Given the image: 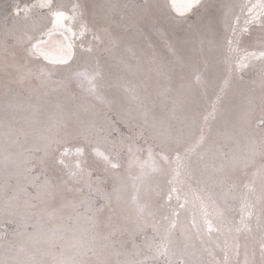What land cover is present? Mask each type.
I'll return each mask as SVG.
<instances>
[{
    "label": "snow or ice",
    "instance_id": "1",
    "mask_svg": "<svg viewBox=\"0 0 264 264\" xmlns=\"http://www.w3.org/2000/svg\"><path fill=\"white\" fill-rule=\"evenodd\" d=\"M168 7L178 20L165 13ZM235 7L218 5L216 0H182L181 3L171 0L170 6L159 0L133 3L33 0L23 6L18 3L6 6L5 10L11 9L9 16L29 20L39 15L51 27L40 30L38 36L26 33L24 38L8 33L13 44L9 46L5 41L0 55V112L3 113L0 124L5 128L0 168L5 171L16 167L10 154L11 147L18 144L12 127L16 113L30 109L29 123L42 122L41 108L47 101L39 96L33 101L34 89H25V85L32 79L47 83L54 73L43 67L34 71L29 67L34 59L68 66L74 59L77 41L80 51L88 57L97 51L114 54L123 46L136 59L135 51L127 44L135 41L152 49L149 32L160 37L166 52L158 56L153 51L143 66L139 62L135 66L126 64L127 70L138 74L140 79L138 83L125 81L120 86L122 94L117 96L109 97L103 90L105 72L99 58L91 68H78L71 73L69 80L75 82L80 96L70 93L76 101L70 110L57 105L59 111L49 117L55 122L56 134L42 137L43 155L36 157L30 153V158L24 160V172L17 173L12 195L0 191V198L5 205L18 201L21 195L25 198L26 225L31 221L34 233L24 234L32 239L43 220L63 219L58 216L60 209L76 207L75 202L55 207L63 192H75L81 195L80 203L87 204L86 211L91 213L86 217L91 224L90 234H73L69 238L50 230L44 237L48 248L34 245L29 251L21 246L16 250V258L5 257L0 259V264H264V0H245L238 5L240 14L234 12ZM241 15L243 26H240ZM220 24L225 31L231 29V35L223 42L219 37ZM253 25L260 31L257 44L233 63L239 37L249 33ZM169 30L175 34L173 42L169 40ZM57 32L64 43L54 55L47 49L45 37ZM17 46L24 47L21 60L14 51H9ZM222 64L227 74L220 77ZM256 64L260 66L258 96L246 89L242 76L243 70ZM238 74L240 83L234 96L244 98L243 118L251 128L259 130L260 136L249 139L242 152L227 153L219 147L214 135L220 137L224 129L235 127V105L228 97V90ZM66 87L70 88V83ZM25 90L29 93L27 97L23 96ZM209 91L214 98L201 110L200 98L207 99ZM98 106L109 111L122 110L126 132L109 124ZM114 132L117 138L113 137ZM241 134L249 135L244 129ZM257 157L261 159L259 166L255 163ZM36 164L40 173L33 175ZM133 168L139 170L135 176L131 175ZM122 169L132 181L133 190L127 198ZM193 169L210 173L213 183L221 189L220 200L224 204L229 200L239 201L238 219L226 220L211 194L207 197L194 194L198 211L191 212L187 224L180 223L181 211L186 210L189 201L179 185L183 183L181 177H190ZM97 170L102 175L93 180ZM237 171L243 173L242 183L230 175ZM157 174L171 175L170 187L159 205L161 209L167 208V212L159 219L151 205L140 197L141 187ZM109 175L113 181L111 193L102 187ZM173 200L177 202L175 208L171 207ZM128 224L135 225L137 231L151 226L152 234L145 236L142 244L133 245L131 251H124L116 238L126 231ZM254 228L258 237L253 236ZM177 230L184 238L183 245L176 240ZM213 233L226 234L224 244H216L221 258L206 243ZM193 240L199 241V249ZM20 254L23 259L19 258ZM204 254L210 259H204Z\"/></svg>",
    "mask_w": 264,
    "mask_h": 264
},
{
    "label": "rangeland",
    "instance_id": "2",
    "mask_svg": "<svg viewBox=\"0 0 264 264\" xmlns=\"http://www.w3.org/2000/svg\"><path fill=\"white\" fill-rule=\"evenodd\" d=\"M33 0H0V55L3 54V46L5 41L9 46L13 44V39L11 35H15L20 38H24L25 34H31L33 36H38L40 30H47L49 23L46 19L39 15H33L31 19L24 20L22 18H16L15 16H9L11 9L5 10L7 5L20 4L23 6L26 3H31ZM64 3H69L70 0H62ZM117 3H133L140 2V0H115ZM161 4L168 3V0H159ZM245 2L244 0H216L218 5L232 4L237 7L234 8L236 14H240L239 4ZM170 6V5H169ZM165 13H170L175 19H179L175 16L170 7L164 9ZM9 16L7 20L4 17ZM22 16V14H21ZM240 26H243V15H241ZM169 40L173 42L175 40V34L169 30ZM231 35V29L225 31L223 24L219 26V37L221 42L224 41L226 36ZM148 40L153 44L152 49H148L144 44H138L135 41H130L127 44L128 48L133 49L136 54V59H132V52L124 50V47L116 49L114 54H109L103 51H97L92 57L86 56L82 53L79 48V43L75 48L74 59L69 63L68 66L63 65H51L47 64L39 59H34L29 65L34 71L43 67L47 70L52 71V80L41 84L37 79H32L25 85V89L32 88L34 92L31 99L34 101L37 96L42 97L47 102L42 105L40 119L41 123H29L31 117V110L25 109L18 111L13 121V138L18 139V144L12 146L10 149V154L12 159L15 161L16 167H10L8 171L0 168V191H6L10 196L12 195V189L16 187L17 184V173L24 172V160L30 158L31 155L39 157L43 155V148L45 141L42 137L47 135H55L57 128L55 122L50 120L49 117L56 114L59 109L57 105H62L64 109L70 110L76 101H74L70 95L75 94L77 97L80 96V90L77 88L75 82H70L69 78L71 73L76 69L91 68L95 64L96 58H99L100 64L104 68L105 72V88L103 89L105 94L109 97L117 96L122 94L121 85L125 81L139 82L140 76L133 75L130 73L126 64H131L135 66L138 62L143 66L147 57L154 51L158 56H164L166 49L164 42L155 32H149L147 34ZM260 36L259 29L253 25L250 27V32L243 34L239 37V44L237 46L238 50L233 54V63L237 57H242L245 50H253V46L257 44L258 38ZM90 39V37H89ZM34 42V41H33ZM9 51H14L18 60H21L24 56V47L17 46L15 48H9ZM259 65L243 70L242 76L245 82L246 89L250 90L252 94L258 96L260 93V81L258 77ZM226 66L221 65L219 76L223 77L226 75ZM239 75L233 81L232 88L228 90V97L232 99L235 105V111L233 114V120L235 122V127H229L223 130V135L220 137H215L220 148L227 153H240L244 150V147L249 139H258L260 132L258 129H253L243 118L245 100L243 97L234 96L237 91L238 85L240 83ZM59 82V83H58ZM70 83V88L66 87ZM45 93L47 94L45 96ZM24 97L29 96L27 90L23 93ZM214 98L211 91H209L208 98H200L199 107L203 110L207 107L209 101ZM22 103L24 100L22 98ZM99 110L106 114L109 124L114 128L118 129L120 132H126L124 127L123 119L124 114L122 110H117L113 108L111 111L105 106H98ZM3 113L0 112V120H2ZM219 127V124L217 125ZM246 130L249 135H242L241 130ZM5 128L0 124V150L5 148ZM113 137L117 138L116 133H113ZM77 143V142H74ZM20 153H23L21 155ZM91 161V156L88 157ZM256 166L261 164L260 157L256 158ZM35 164V161H33ZM98 168V166H96ZM125 168H126V157H125ZM138 169L133 168L131 170V175L135 176L138 174ZM40 173V167L36 164L33 167V175ZM98 175H102L98 170L94 171L92 179L95 180ZM122 182L126 186L125 197L132 192V181L129 179L128 173L125 169L121 170ZM238 183H242L244 176L242 172L230 173ZM106 183L102 185L103 189L107 193L112 192L113 181L111 176H106ZM171 179L170 174L164 175H154L151 177L147 183L141 187L140 197L142 200L147 201L152 208V211L156 214V218L159 219L161 215L167 212V208L161 209L159 205L163 203L166 197L167 191L170 187L168 180ZM43 177H41V181ZM183 183L179 185L181 187L182 194H187L188 205L186 210L181 211L180 223L187 224L191 218V212L193 210L198 211V201L194 200V194L200 195L202 197H207L209 194L217 200L218 204L224 211L225 219H238L239 201L229 200L227 204H224L220 200L221 189L213 183L210 178V173L202 172L200 170L193 169L192 175L189 177L184 175L181 177ZM77 187H83V185H77ZM30 191H34L29 189ZM159 193V195H157ZM85 194H87V189H85ZM24 197L21 195L19 200L13 202L11 205H5L4 200L0 198V259L16 258L17 249L24 246L29 251L33 250L34 245H38L40 248H48L49 245L44 242V237L48 234L50 230H57L59 235H64L65 237L71 238L73 234L76 235H89V229L91 227L90 221L86 218L91 215L87 212V204H81L82 199L80 194L75 192H63L62 197H58L55 202V207L59 208L60 204L75 202L76 207H68L60 209L58 216L63 217V219H53L43 220L39 231L35 232L32 239H29L24 233H34L32 227V222L29 221L26 225L28 217L26 215V205L24 203ZM195 205V208H194ZM177 202L173 200L171 202V207L175 208ZM254 227V225H253ZM152 234L151 226H145L142 231H137V228L133 224H128L126 226V231L123 234H118L117 240L119 244L123 245L122 250L131 251L133 245H140L143 243L145 236H150ZM253 236L258 237V233L253 232ZM226 239V234L213 233L211 240H207L206 243L209 247L213 248L216 252L217 257L221 258L222 254L219 249L216 248V244L223 245ZM251 239V238H249ZM176 240L180 245H183L184 238L177 230ZM244 237H241V243H243ZM192 243L196 244L197 249H199V241L193 240ZM64 243V241H57V244ZM119 246V245H118ZM21 259L23 255L20 254ZM204 259H210L207 254H204ZM47 260H51V257H47ZM243 259V250H241V257Z\"/></svg>",
    "mask_w": 264,
    "mask_h": 264
},
{
    "label": "bare ground",
    "instance_id": "3",
    "mask_svg": "<svg viewBox=\"0 0 264 264\" xmlns=\"http://www.w3.org/2000/svg\"><path fill=\"white\" fill-rule=\"evenodd\" d=\"M244 1H245V0H244ZM176 2H177V3H181L182 0H176ZM168 3H169V5H170V4H171V0H168ZM172 13H173L175 16H177L175 12L172 11ZM50 27H51V25H50V23H49L48 28H50ZM45 39L48 40L47 49H48L49 51H51L54 55L58 53V49H59V47L64 43L63 37H62L58 32H57V33H54L50 38H49V37H45ZM78 43H79V41H77V44H78ZM75 51H76V50H75V48H74V53H75ZM242 56H243V55H242ZM39 60H41V61H43V62H45V63L48 64V62H47V61H44L43 58H39Z\"/></svg>",
    "mask_w": 264,
    "mask_h": 264
},
{
    "label": "water",
    "instance_id": "4",
    "mask_svg": "<svg viewBox=\"0 0 264 264\" xmlns=\"http://www.w3.org/2000/svg\"><path fill=\"white\" fill-rule=\"evenodd\" d=\"M32 3V2H31Z\"/></svg>",
    "mask_w": 264,
    "mask_h": 264
}]
</instances>
